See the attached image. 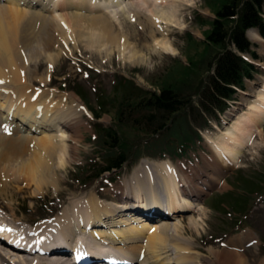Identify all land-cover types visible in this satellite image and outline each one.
<instances>
[{"label":"rangeland","instance_id":"obj_1","mask_svg":"<svg viewBox=\"0 0 264 264\" xmlns=\"http://www.w3.org/2000/svg\"><path fill=\"white\" fill-rule=\"evenodd\" d=\"M145 1L141 4H146ZM222 1L185 0L173 7L170 1L162 5L163 9L149 8L158 22L164 19L167 23L158 26L152 25L153 18L150 19L152 22L147 21V8L141 10L139 7L137 12L140 15L136 17L133 6L127 7L131 10L119 15L114 13L116 19L110 17L108 20L109 35L103 32L97 20L93 23L76 17L91 14L89 10L48 7L49 13L45 12V15L54 20L52 18L53 28H47L48 31L53 30L49 38L41 35L44 42H49L47 49L39 48L40 53L36 52L33 58L22 51L26 79L32 86L28 94L37 98L40 92L53 93V100H59L62 106L72 105L69 101L73 99L82 109L78 111L80 127L74 131L63 129L65 135H72L71 141L65 143L71 148L68 156L72 157L65 170L57 174L59 184L55 188L58 190L48 187L40 191L41 194H36L35 187L31 182L28 185L26 180L9 186L7 192L11 197L4 196L12 201H5L6 207H1L0 201L2 226L8 228L6 219L13 226L23 229L35 227L52 216L58 217L55 221L61 218L65 208L69 209L77 203L80 206L90 197L99 196L103 204L115 206L118 200H124L115 197L114 189L133 175L142 161L151 165L168 161L173 167L184 168L185 171L178 172L181 178H184V173L190 179V171L194 169L196 174L200 171L204 176L198 174L197 177L206 180L208 173L205 172L211 169H202L203 165L209 156L215 160L209 151L210 145L219 142L220 131L229 128L236 116L248 114L249 104H255L254 100L264 86V38L254 30L247 34L253 39H247L257 59L244 55L256 64L250 74L251 79L245 80L242 89L223 105L224 113L215 112L212 108L213 114H207L199 109L201 100H204L202 91H206L212 74L210 65L215 55L221 52L220 48L208 44L205 37L214 12ZM126 4L130 6L136 2L126 1ZM160 4L147 5L160 7ZM107 11L105 9L104 12ZM122 15L124 17H120ZM5 20L25 24V20L19 21L11 16ZM53 22L59 23L60 28L62 25L66 32L58 34L61 31L57 25L54 27ZM111 36H116L115 40ZM6 38L3 40L8 53L16 52L15 46L18 45L14 44L15 38ZM154 42L168 43L175 54L155 49ZM126 43L130 46L128 51L125 50ZM228 48L236 52L231 45ZM40 79L44 80V84L38 81ZM164 88L179 93L189 104L174 115L155 116L157 122L154 124L164 125L160 132L155 133L146 126L150 110L137 105L138 100L134 96L139 90L158 92ZM63 96L67 98L66 104L61 101ZM96 112L100 114L99 119L94 116ZM253 138L250 147L240 150L237 163L220 170L217 180L210 182L213 186L210 188L207 184L205 192L193 198L197 200L194 210L187 209L184 213L166 218L168 224L184 227V231L177 235L189 245L181 246L200 256V264H224L230 259L235 264H264V123L260 124V130ZM120 153L127 159L121 169L96 179L98 172ZM189 168L192 170L189 171ZM199 182L197 186L203 188ZM164 192L160 198L165 195L167 199V191ZM34 194L37 196L34 197ZM227 194L238 201L237 206H233L234 201L227 202L222 198ZM150 211L160 213L159 209ZM182 216L185 218L180 220ZM191 219L200 220L198 231L189 227L188 220ZM46 222L49 221L42 223ZM9 231L15 232V228L11 226ZM138 245H145V239ZM171 252L172 255L175 253L174 250Z\"/></svg>","mask_w":264,"mask_h":264},{"label":"bare ground","instance_id":"obj_2","mask_svg":"<svg viewBox=\"0 0 264 264\" xmlns=\"http://www.w3.org/2000/svg\"><path fill=\"white\" fill-rule=\"evenodd\" d=\"M0 1H3L0 4L3 5L0 6V201L3 205L1 207H6L5 201L7 202L9 199L4 195L11 197L7 191L9 186L15 183L18 184L22 180H26L28 185H31V182L36 189L34 191L36 194H41L40 191L48 187L54 189L59 184L57 174L65 170L72 157L68 156L71 148L65 145L66 142L71 141L72 135H65L63 129L74 131L79 126L78 111L81 112L82 109L73 99L69 101L72 105L68 106L66 104L67 98L64 99L63 96L61 101L66 106H62L59 100H53V93L40 92L37 98H31L28 94L32 86L31 82L26 79L25 72L27 69L23 63L22 51L25 55L27 53L31 54L30 57H32L36 56V52L40 53V49H47L46 46L49 42H44V37L41 35L49 38L53 30L48 31L49 26L53 28V17L50 18L45 15V12L49 11L48 7L52 4L53 8L56 7L60 10L64 7L77 8L80 11L89 10L91 14L87 16L76 15V17L79 20L93 23L97 20L103 32L109 35L110 30H107L108 20L111 18L116 19L113 17L114 13L119 15L128 11L129 8L126 9L127 7L133 6L134 10H132L135 12L136 17L140 15L137 12L139 7H141V10L147 8L148 10L145 9L148 13L145 12V15H148H146L147 21L152 22L153 18L154 23L152 22V25L158 26V24L167 23L161 18L162 22H158L149 8L154 10L163 9L164 6L162 5L170 1L172 4L170 5L173 7L181 5L185 0L178 2V4H175L176 0H146V4L143 5L141 4L143 0H134L136 4L130 6L126 4V0ZM156 2L161 3L160 7H149L147 5H153ZM5 6H9V8ZM105 9H108V11L104 12ZM100 12L101 14H99ZM98 15L103 19H98ZM124 15L120 17H124ZM8 16L19 21L25 20V24L9 23L5 20ZM53 25L59 27L58 29L61 32L58 34L66 32L62 25L60 28L59 23L53 22ZM147 26L149 27L148 24ZM250 32L251 30L249 34ZM6 36L8 40L11 37L15 38L14 44L18 47L12 45L16 47V52L8 53V47L3 40ZM111 37L113 40L116 38V36ZM248 37L253 39L252 35ZM125 42L126 39H124L123 45H125ZM9 48L11 50L10 45ZM129 48V44L126 43L125 50L128 51ZM154 48L171 55L175 54V51L166 42H154ZM121 51L124 53L123 49ZM19 77L21 78L20 81ZM11 78L15 79L11 80ZM38 81L44 84V80L40 79ZM257 98L254 100L255 104H249L248 114L243 113L238 118L236 116L229 128L220 131L218 143L211 142L213 145H210L209 151L211 155L213 153L215 160H212L213 156H209L207 163L203 165L202 169H211V171L206 169V172L204 170L205 173H208L207 177L205 176V181H202L200 176L197 177L198 174L202 175V172L197 171L196 174L194 169L190 171L192 169L189 168L190 175H192L189 179L184 175L185 170L183 167H173L168 161L156 162L153 165L142 161L140 166L134 169L133 175H130L126 181H121L119 186L114 189L115 197L118 196L119 199L124 200L120 202L118 200L115 206L103 204L99 201V196H97L98 198L90 197L91 199L85 200L80 206L77 203L72 204L69 209L65 208L58 220L54 221L58 217L48 219L46 221L49 222H41L42 224H37V227H34L35 229L31 228V231L26 228L23 229L21 226L20 228L13 226L6 219L4 221L7 223L8 229L1 225L0 220V234L6 232L9 236L5 235V239L3 238L5 241L0 237L2 246V248L0 247V264H107V260L101 256L102 254L110 256L108 251L118 253L131 261L128 263L123 262V264H200V256L191 253L190 248L181 246L189 245L186 241H181V237L178 238L179 235H177L184 231V227H179V224H168L164 219H160L159 223L150 225L146 221L142 222V218L135 213H140L137 212L139 208L150 209L149 207H155L159 203L160 194H165V190L167 191V210L169 213H173L170 215H178L181 209L193 208L194 210L197 205H195L196 200H193V198L204 191L197 186L198 181L201 182L204 188L207 184L211 188L213 186L211 183L217 180L216 175L220 170L237 163L240 150L253 144L255 132H258L260 124L264 123V86ZM252 131L254 132L251 133ZM34 134L39 136L34 137ZM182 170H184L181 173H183L185 179L178 175V172ZM202 177L204 176L202 175ZM193 185H196V187ZM35 196L37 195L34 194ZM162 206L161 203L160 208ZM163 217H167V215H163ZM182 218L185 217L182 216L180 220H183ZM199 221V219L188 220L189 227L198 231ZM11 226L15 228V232L12 231L13 233L9 231ZM92 238L96 241H93ZM18 239L33 244L28 242L24 247L18 242ZM88 239H91L96 245ZM143 239H145V245H138V242ZM64 240L71 244L73 251L80 248L79 255L82 254V257L72 262V260L69 261L66 258L54 255L50 258L51 260L43 261L38 256H34L37 251L26 253L23 250L31 249L36 244V249L42 251V253L47 249V251L56 250L58 251L57 254L61 255V252H64ZM90 244H93L94 247H90ZM173 250L175 253L172 255L171 251ZM92 251L101 255L96 253L94 255ZM77 260H79V263ZM226 263L235 264L232 263V259ZM226 263L224 262V264Z\"/></svg>","mask_w":264,"mask_h":264},{"label":"trees","instance_id":"obj_3","mask_svg":"<svg viewBox=\"0 0 264 264\" xmlns=\"http://www.w3.org/2000/svg\"><path fill=\"white\" fill-rule=\"evenodd\" d=\"M250 28H256L264 37V0H223L216 8L205 40L208 44L220 48L221 52L215 55L210 65L212 74L208 79L206 91H202L204 100L200 102V111L210 114L213 112L212 108L222 109L223 101L230 100L234 95L233 87L240 88L242 80L250 77L252 66L239 55L250 54L251 46L245 38V31ZM230 45L236 52L233 49L229 50ZM252 56L255 57V54ZM137 94L134 96L138 100L137 105L150 110L147 129L155 133L164 127L159 123L154 124L157 122L155 116L159 115V118H162L164 115H174L186 109L189 104L179 93L169 88L158 92L139 90ZM94 116L99 118V112L94 113ZM152 126L158 127L152 129L150 128ZM125 161L123 154H118L111 159L108 167L99 171L97 177L104 171L120 168ZM222 198L227 202L234 201V207L238 205V201L232 199L231 194Z\"/></svg>","mask_w":264,"mask_h":264},{"label":"snow or ice","instance_id":"obj_4","mask_svg":"<svg viewBox=\"0 0 264 264\" xmlns=\"http://www.w3.org/2000/svg\"><path fill=\"white\" fill-rule=\"evenodd\" d=\"M7 130V129H6Z\"/></svg>","mask_w":264,"mask_h":264}]
</instances>
